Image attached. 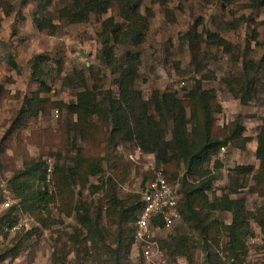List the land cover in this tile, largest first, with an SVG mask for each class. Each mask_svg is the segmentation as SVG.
Listing matches in <instances>:
<instances>
[{"label": "rangeland", "instance_id": "374dc122", "mask_svg": "<svg viewBox=\"0 0 264 264\" xmlns=\"http://www.w3.org/2000/svg\"><path fill=\"white\" fill-rule=\"evenodd\" d=\"M74 1L0 0V264H207L201 235L181 216L169 230L154 231L156 258L147 260L132 244L126 252L132 224L127 209L142 191L143 178L159 167L180 178L185 166L158 162L134 137L115 143L108 122L95 115L82 122L66 107L85 88L99 98L118 93L117 74L106 63L100 38L107 18L122 25L118 3L112 0L106 12L71 22L62 14L77 7ZM140 11L148 17L141 42L110 39L108 44L121 62L137 53L134 87L144 100L158 90L188 104V92L200 86L215 94L219 139L236 124L243 127L240 142L247 139L242 147L226 142L206 161L204 180L211 179V188L205 194L210 202L224 195L242 199L247 224L242 264H264V233L258 224L264 190L253 176L260 167L256 135L264 122V0H141ZM35 19L51 25L39 29ZM35 56L41 61L43 89L32 73ZM36 90L41 107L23 111L25 99ZM170 136L166 130L165 140ZM87 157L100 159L102 170L66 177L69 168H76V158ZM39 162L46 173L42 188L52 195L37 215L41 220L18 205L11 181ZM236 166H252V173L236 175ZM108 177L120 200L116 207H108ZM4 200L17 204L13 214L2 206ZM80 200L108 209L99 219L91 213V224L85 226L77 213ZM209 216L218 226L232 220L227 210H211ZM16 218L22 225L12 230L9 223ZM219 228L209 232L206 246L216 260H225L228 235ZM176 233L186 239L184 255L160 248L158 241Z\"/></svg>", "mask_w": 264, "mask_h": 264}, {"label": "trees", "instance_id": "16d2710c", "mask_svg": "<svg viewBox=\"0 0 264 264\" xmlns=\"http://www.w3.org/2000/svg\"><path fill=\"white\" fill-rule=\"evenodd\" d=\"M115 1L118 3L123 23L121 25L114 22L112 18H107L102 22L100 38L104 46L103 54L106 63L112 72L117 74V96L109 95L99 98L93 89L85 88L76 95L75 101L66 107L70 108V111L76 114L77 119L82 122L94 115L100 120L108 122L111 126L110 137L114 139L115 143L134 137L141 150L155 153L158 162L168 164L174 160V162L183 163L185 173L180 178L175 172H168L162 167L158 169L162 170L169 181L175 183L174 180L178 179L176 184L180 216L201 235L202 250L205 253L207 264H242L245 251L243 238L247 225L243 201L224 195L210 202L205 191L211 188V179L204 180V178L207 173L205 163L220 145L230 141L236 147L244 145L246 137L243 138V142H240L243 127L236 124L233 130L229 131L228 136L219 139L214 129V114L219 111L215 102V94L213 90L202 89L200 86H195L188 92L186 96L188 104H185L174 93L159 92L158 90L151 95L150 99L144 100L139 90L134 87L139 65L137 53H128L122 62L118 61L108 43L112 39L125 45L139 44L148 29V17L140 11L141 0ZM74 2L77 7L74 10L66 9L62 15L71 22H82L87 19L90 12H106L112 0H75ZM35 21L39 29L51 25L45 20L35 19ZM32 73L35 79L40 81L38 89H43L45 84L42 80L41 61L38 56L32 59ZM249 96L247 94L246 99L242 101L245 102ZM42 101L43 99L39 97L36 90L31 93L29 98L25 99L22 110L25 112L35 111L41 107ZM166 130H169L171 135L169 140L164 138ZM256 140V156L260 159V167L253 176L255 182L263 186L264 190V122L260 126ZM82 162L85 164L84 170L81 167ZM75 163L77 169L69 168L70 173L67 172L66 177L74 175L80 178L82 172L95 174L102 170L100 159L87 157L81 160L76 158ZM252 169V166H236L234 171L238 175L239 173H252ZM58 171L61 172V168ZM45 177V170L41 168L39 162L36 163L35 168L30 167L28 170L21 171L11 179L15 198L19 200L18 205L36 217L42 206H46L50 201L49 197L52 196L49 194L47 186L42 188ZM151 177L147 175L145 179L143 178L142 189L145 188L146 182ZM106 197L109 201L108 207H116L120 202L111 177H108ZM142 206V193L139 192L127 209L129 219L132 221L131 236L129 243L126 244L127 253L131 244L133 246L134 223ZM108 207L103 203L96 206L91 202L80 200L79 206H77L80 223L90 226L91 213H95V218L99 219L103 209L107 210ZM7 208L8 214H13L17 210V204L9 205ZM91 208H93L92 212H90ZM215 209L230 211L231 222L219 226L215 224L209 216V211ZM17 221V218L10 221L9 228ZM258 224L264 233V211L258 218ZM157 227H161L158 217L155 218L154 231L157 230ZM218 227L226 231L228 235L225 260H216L210 248L206 246L209 232L218 229ZM94 231L98 233L97 228H94ZM158 242L162 250L164 248L172 255L186 254V239L177 233L170 234ZM121 244L122 242L117 241L118 246Z\"/></svg>", "mask_w": 264, "mask_h": 264}, {"label": "built area", "instance_id": "2783aa9c", "mask_svg": "<svg viewBox=\"0 0 264 264\" xmlns=\"http://www.w3.org/2000/svg\"><path fill=\"white\" fill-rule=\"evenodd\" d=\"M221 149L224 150V147ZM50 170L51 168H48V171ZM141 193L143 206L134 223L133 248H140L142 256L152 260L159 254L158 243L154 237L155 218L158 217L161 221V227H157L159 231L169 230L180 220L177 184L169 181L161 169H156ZM9 205L7 200L2 202L3 207ZM21 225L16 222L11 229H18Z\"/></svg>", "mask_w": 264, "mask_h": 264}, {"label": "water", "instance_id": "95a60500", "mask_svg": "<svg viewBox=\"0 0 264 264\" xmlns=\"http://www.w3.org/2000/svg\"><path fill=\"white\" fill-rule=\"evenodd\" d=\"M81 54L84 55L83 52H81Z\"/></svg>", "mask_w": 264, "mask_h": 264}]
</instances>
